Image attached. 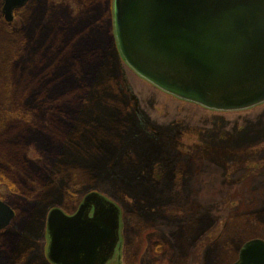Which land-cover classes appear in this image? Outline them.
<instances>
[{
  "label": "rangeland",
  "instance_id": "374dc122",
  "mask_svg": "<svg viewBox=\"0 0 264 264\" xmlns=\"http://www.w3.org/2000/svg\"><path fill=\"white\" fill-rule=\"evenodd\" d=\"M32 1L40 13L35 40L29 21L24 43L0 25V197L15 211L0 233V264H52L44 257L47 213L54 206L74 212L89 188L121 209V241L108 264H233L239 246L264 240V103L212 110L138 75L117 48L114 0ZM16 42L22 50L52 49L41 58L22 55ZM45 80L52 84L41 93ZM52 105L64 110L62 119ZM93 133L96 145L112 151L111 162L106 148L93 150ZM71 136L80 148L70 147ZM141 138L152 149L140 163L141 150L130 149ZM127 152L134 162L125 161ZM102 163L115 193L93 178ZM173 169L182 174L177 183Z\"/></svg>",
  "mask_w": 264,
  "mask_h": 264
},
{
  "label": "water",
  "instance_id": "95a60500",
  "mask_svg": "<svg viewBox=\"0 0 264 264\" xmlns=\"http://www.w3.org/2000/svg\"><path fill=\"white\" fill-rule=\"evenodd\" d=\"M30 0H4L3 13ZM117 48L156 87L213 110L264 103V0H114ZM14 209L0 198V230ZM120 207L97 190L73 213L47 214L53 264H108L120 245ZM233 264H264V240L243 243Z\"/></svg>",
  "mask_w": 264,
  "mask_h": 264
},
{
  "label": "trees",
  "instance_id": "16d2710c",
  "mask_svg": "<svg viewBox=\"0 0 264 264\" xmlns=\"http://www.w3.org/2000/svg\"><path fill=\"white\" fill-rule=\"evenodd\" d=\"M32 4H33V1L31 2ZM28 4L27 6H26V10L23 12V13H21L22 15H21V25L17 28V29H15V30H13V29H9V28H4L5 30V32L7 33V34H14L16 37H18V39L19 40H21L23 43L25 42L23 39H21L19 36L21 35V33L22 32H24L25 30H26V27H28L27 25H26V21H29L30 22V24H31V26L30 27H28L27 28V32H30L29 34L30 35H32L31 37H32V39H34L35 40V36L34 35H36V33L35 32H37V30H39L40 29V25H38L37 23H35V20H37V16L40 14L39 12V14L37 13V14H35V11L33 10V7H32V4ZM40 11H42V9L40 10ZM93 21H96V19H94ZM92 21V24L91 23H88V26L89 25H95L94 23H96V22H93ZM2 23L0 22V25H1ZM4 25V24H3ZM97 26V25H96ZM7 27V26H6ZM12 30V31H11ZM29 34H27V35H29ZM34 36V37H33ZM27 40V39H26ZM113 40V39H112ZM113 45H114V40H113ZM13 47H15V45L13 46ZM22 48H23V45L21 44V43H19V42H16V47H15V50L17 51V52H19V50H22ZM34 49V50H33ZM52 49V46H46L45 48H44V44H41V45H39V46H37V45H34V46H28V44H26V46L24 47V50H22V51H24V52H22L21 54L22 55H24V54H26V53H28V54H34V55H36V56H39V54H40V56H39V58H41V53H47L48 51H50ZM18 62L15 60V62H13L12 63V61L10 62V64H17ZM9 64V63H8ZM7 69V71L8 72H15V73H19V71H18V69H13V68H6ZM25 71V69H21L20 71ZM27 71H29V70H27ZM1 74V73H0ZM22 74H26V71L25 72H23ZM52 80H45L44 81V86L42 87V89H40L39 90V92H41V93H43L46 89L48 90L49 88L48 87H45V86H47V85H49V84H52V82H51ZM47 90L45 91V93L47 92ZM84 96H81V101L83 102V100H84ZM109 107L110 106H108V109H106V110H110V117H113V116H115V115H113L112 114V111H111V109H109ZM50 111L52 112L51 114H53V117H58V119H62L63 118V114L65 113L64 112V110H60L59 109V107L56 105H52L50 108ZM125 109H127V110H129V107H127V108H125ZM118 110V109H117ZM126 110V111H127ZM125 111V112H126ZM123 112V111H122ZM124 113V112H123ZM51 114L49 115V116H51ZM59 121H61V120H59ZM55 122H57V121H55ZM128 122H129V120H127V119H125L124 121H123V125L125 126V128L127 127V124H128ZM49 126V125H48ZM48 127H47V125L45 126V128H44V130H46ZM41 129H42V127H41ZM137 130H138V128H136ZM125 133H127V130L125 129ZM96 134L97 133H93V135L90 137V143L92 144V146H93V150H94V148H95V150H99V151H101V149L102 148H106V146H103L102 147V145H96L95 144V142L99 139L97 136H96ZM127 135H128V137H130L131 135H130V133H127ZM136 139L138 140V138L136 137ZM142 139H144V138H141V144H139V143H137L136 141L137 140H134L135 142L133 143V145H132V149H130V150H132L133 152H137V151H135L134 149H136V150H138V149H140L141 151H140V163L144 160H146L147 158H149L150 157V154H149V152H150V150L152 149V147H151V144H150V141H148L147 139H145V141L143 142V140ZM128 140H130V139H128ZM66 141H67V143L70 145V147L72 148V146L74 145V147H76L77 146V148H80L81 147V145H80V143L79 142H77L76 143V141L74 140V138H73V136H71V137H69V138H67L66 139ZM151 147V148H150ZM106 150L108 151V152H110L111 153V156L109 157L110 158V162L113 160V158L115 157V156H112V151L111 150H109V148L107 147L106 148ZM136 154V153H135ZM132 155L131 154H128V152L126 153V156L124 157V159H125V161L126 162H134V160H132ZM134 159V158H133ZM106 161V168L108 167L107 165V159L105 160ZM97 166V165H96ZM62 167H63V165H62ZM61 167V168H62ZM97 168V167H96ZM105 168V169H106ZM129 169V171H127V172H125L126 174H125V176L127 177V178H130V179H134V176H135V174H134V171H132V170H134V169H132V168H128ZM191 169V168H190ZM102 170H104V163H102L101 164V166H100V168H97V170L95 171V174H94V176H93V178L95 179V178H97V177H99V179L101 180V181H99L98 182V185H100L101 186V188L105 191V192H107V193H109V191H110V193H115L114 192V189H119L118 187H115V186H113V182H114V179H115V177H113V174H112V171H107V169L105 170V171H102ZM173 170H175V171H173V172H170V178H174V181H176V183H177V179L180 177L181 178V175L182 174H177V171H176V169H173ZM169 175V174H168ZM179 178V179H180ZM103 179V180H102ZM105 180V181H104ZM111 180H113V181H111ZM110 183H112V184H110ZM168 184V183H167ZM166 184V186H168ZM67 188H68V186H64V191H66L67 190ZM136 188H134V191H131V193H134V192H136V190H135ZM88 190H90V188L89 189H86V191H84L82 194H83V196H84V194H85V192H87ZM78 192V191H77ZM2 197V196H1ZM3 198V197H2ZM119 198V197H118ZM123 201H127L126 200V198L124 197L123 199H122ZM59 205V204H58ZM261 211H264V209H262ZM152 225V228H154V229H157L158 228V226H160V224H157V222H155V224H151ZM1 234H2V231L0 232ZM161 239H164V238H161ZM161 239H159L160 240V242H159V244L160 245H163V242H164V240H161ZM165 243H166V241H165ZM2 245L3 246H5L6 248H8V249H10V248H13L14 249V245L13 244H9V242H3L2 243ZM241 245V244H240ZM18 247V246H17ZM16 247V248H17ZM164 246H162V248H163ZM239 248H240V246H239ZM18 249V248H17ZM21 250V249H20ZM159 251H162V250H159ZM24 252V251H23ZM22 252V253H23ZM19 255V254H18ZM20 256V255H19ZM21 257H24V256H21ZM44 257H45V259L47 260V258H46V256L44 255ZM19 260V259H18ZM48 261V260H47Z\"/></svg>",
  "mask_w": 264,
  "mask_h": 264
},
{
  "label": "flooded vegetation",
  "instance_id": "af4514ba",
  "mask_svg": "<svg viewBox=\"0 0 264 264\" xmlns=\"http://www.w3.org/2000/svg\"><path fill=\"white\" fill-rule=\"evenodd\" d=\"M32 0H30L28 3H30ZM24 4L23 6L16 8L14 10V14H13V19L12 20H7L5 14L3 13V7H4V0L1 1L0 3V22L2 24H5L8 28L10 29H17L21 24V13H23L26 10V6L28 5ZM20 20V22H19ZM12 31V30H11ZM120 264V263H119Z\"/></svg>",
  "mask_w": 264,
  "mask_h": 264
}]
</instances>
